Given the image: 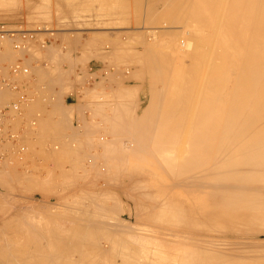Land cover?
Segmentation results:
<instances>
[{
  "label": "bare ground",
  "instance_id": "6f19581e",
  "mask_svg": "<svg viewBox=\"0 0 264 264\" xmlns=\"http://www.w3.org/2000/svg\"><path fill=\"white\" fill-rule=\"evenodd\" d=\"M137 1H139V3H142L141 1H144V0H137ZM162 1H164L163 3L164 6L161 7V5L159 4L161 8L160 9V8H157L160 0L159 1L158 0H147L146 3H148V6H147L148 8L147 9L144 8V9H146L147 11L146 12L147 18L150 17L151 18L150 20L153 22V25H154L152 26V22H149L151 24L150 26L152 27H148V26L147 27H148V30L150 29L149 32L151 33L153 37L152 38L153 42H155L154 40L158 39L159 37H164L167 40L168 38H170V40L166 41V43L169 42L168 43L169 45L167 44L168 46L167 45L166 46L168 48L170 47V49L172 48V53H171V50H170V53L173 54V57L170 54L163 56L161 52H160L161 54H159L158 51L156 52V50H154L155 48L153 47L151 49L150 46H155L156 42L150 45L152 41H149V40H145L144 42L145 43L144 46L147 49L150 48V50H147V49L145 50L146 52L147 51L149 52V53L147 52V55L142 54V55L136 56V60L130 57L131 55L133 56V53L130 56L126 55L125 57L128 58L127 56H129L131 59H133L132 61H138V64H139L140 62L143 63L144 61H146L148 55L150 54L152 58V63L151 62L150 63L151 65H153L152 66L153 68L151 67L152 70L155 69L157 70V72L159 70L162 71L161 74H159L160 72L156 73L159 75V76L157 75L158 77L155 74L156 72L155 70H154L155 72L151 71V72H154L153 74H155V79L153 80V83H155V85L154 84L153 85L155 88H157L156 85L161 84L160 86H163L162 90L164 88L163 90L164 92L163 91L161 92L160 91L161 89L158 90V88L157 89L153 88L154 89L153 91L152 89L148 88L149 91H151V95L147 97V99L148 98L149 99L146 103V106L144 107L143 110H141L140 114L135 115L131 113L128 114L127 112H134L136 107L132 108L131 106H134L135 102H140L143 100L142 98H140L139 100H137L138 98L135 99V97L138 96L141 92V85L139 84H128L127 83L128 85H121L122 82L120 83V79H119L121 76L118 78H115L113 74L115 78L114 80L119 79V82H118L119 84L116 82L118 87H115L114 85L115 89L112 88V79L105 78L103 79V81L102 80L97 81V79H96L97 82L95 81L96 84L98 85L100 84V86L102 85L101 87L99 86L101 90H99L98 87H96L95 83H94L95 87H93L92 85L91 87L89 85L91 89H87V91L84 90L86 91V94H92L96 98H100L98 95V91L104 94L103 91L106 90V88L104 87V84H106L108 87L107 88L108 92H110V90L112 92V89H113L114 90L113 92L118 91L117 93L115 92L116 95L117 94L123 95V97L120 96L122 98L124 97L127 99L131 98V99L126 100L125 104H123L124 101H122V104L124 106L122 104L120 105L114 104V101H113L114 105H110L111 109L104 108L106 110L108 109L111 110V111L110 110L108 111V112H111V114H108V116L105 115L107 117L103 115L105 119L101 116V114H100V116L102 117L101 119H99L100 117L95 118V115L92 116V119L88 117L91 120L90 124L88 125L87 123L88 118L87 120H85L83 119L84 117L83 116L82 124L84 126L80 124L82 125L81 127H83V130L86 128L89 134L91 132H93L94 134L90 139L89 137H86V140L84 141L81 140V141H83L84 143H87L89 139L91 143H93L101 151L100 152L98 150L99 152H97V155L95 152V155L99 156L101 154L102 157L104 158L102 160L101 159L102 157L101 158L94 157L93 162H91L92 155H90L91 158L90 160H88L89 164H87L88 163L87 159L89 157L87 155L88 157L85 162L88 166L86 167H91L93 164L97 163V161H100V164H101V160H102V164L99 166V164L97 163L98 167L95 164L97 169L95 168L93 170L95 172L98 171L99 175H96L98 173L96 174L93 173L92 177L94 175H96L97 178L101 177L105 180V182L107 181L106 182L107 184H110L111 186L109 185L106 189L104 188L105 190L100 189L99 190L100 194H97L99 191L97 193H94L93 191L83 190V189L78 191L79 189L77 188L78 190H77V194H75L76 196L74 195V199L69 197L72 200L69 199L68 204H70L69 202L73 200H78L76 202L77 203L79 202L80 204L81 201L84 200V198L85 199L87 198L89 199V201L91 199H92L91 201L94 200L93 204H95L94 205L95 207H94V212L92 213L90 212L92 209L88 211V208L90 207L87 205V203L89 204L88 200H87L88 202L86 201L87 203L85 202L86 203L85 205L84 203L83 204L81 203V205H84V209H82L83 208L82 206V208H79L80 209L79 211H76L77 210L76 208L78 205L75 207L76 204L74 205L72 204L73 207H75L76 212L73 211V208L71 210V208H69L66 205L65 208L68 207V209H70L71 211L70 212L68 209L64 208L66 211H68L66 213V215H68L67 217H69V215L71 214L69 218L71 217L73 218V219L71 218L72 221L70 220L71 221L70 223L65 222V221L59 223L61 219L64 220L63 215H61L62 216L61 217L59 213L57 214L58 218L56 217L57 220L55 219V217L54 219H52L53 217L49 218V216L50 215L53 216V214L49 213L50 214L49 215L47 211H46L48 215L47 219L43 218L42 220L40 219L35 220L34 217L31 218L28 215V213H30L26 211L28 210V208L24 207L25 209H23L22 206L21 208L23 211H21V208H20L21 212L19 210L18 212L16 208V212L18 213L13 211L15 215L13 214L11 216V214L8 213L10 216L8 217L6 216L7 218H4V221H2L3 219L1 218V221H0V262L4 260L2 261V263L4 264H7L9 261L11 262L14 261L15 263L13 262V264H86V262L89 264H100V262L104 263V261L106 264L108 263L109 264H164V262L166 264H264V241H259L257 239L259 237H254L253 239H250L249 237H245L246 235L244 236V234H247V235L253 234L254 236L260 233H264V0H162ZM73 2L74 1H72V3ZM144 2L143 4H146ZM143 4H142V7H143ZM3 5L4 3H0L1 8L3 7ZM6 5H9V4L6 3ZM45 6L47 7L46 4ZM137 6L135 7L136 9H137ZM40 8L42 9V7ZM140 9L142 10V8ZM138 12H141V11L139 10ZM154 15H155V18L157 16L160 17L163 15L165 16L167 15V17H170V19L172 20L170 22L166 21L165 23H162V24L159 22L160 24L157 25V23H154V20H156L157 22L159 21V18L158 19L153 18ZM145 18H146V15H145ZM145 18H142L141 20ZM162 19H160L161 22H162ZM122 20H121V23H124L122 22ZM113 21L115 20L113 19ZM139 21L137 24H139ZM87 22L89 23V21ZM115 22L117 23V21ZM115 22H113V25L116 26V24H114ZM147 22L148 21H146V24H149ZM107 23L111 24L110 27L113 26L112 23H110L109 21ZM121 23L120 21L117 23L119 25L116 27V29H121V30L126 29L127 31H129L127 28L128 27L127 23H125L127 27L123 24L121 25ZM102 24H106V23L102 22ZM155 24L157 26H155ZM70 29H72V27ZM26 30L28 29H25V32ZM121 30H120L121 34L119 33L120 35H122V32L125 31V30H122V31ZM132 31L130 29L129 32L135 33ZM2 32L16 33V30L9 31L8 29L7 31L5 29L3 31L2 26H0V36L5 35L3 39H6V41L8 38H11L7 41V43L9 45H12V48H11L7 43H5L6 41L3 42L2 47H0V54H2L3 58L4 57L6 58V56L8 57V55L13 54L12 57L15 59L13 60L11 56H9L11 59L6 58V59H10L8 60L9 63L10 62L12 63L7 67V72H5L6 70L0 71L2 75L4 74V72L6 73L4 76L0 75V95H2L3 93V95L0 96V185L3 186L4 184L2 183L5 182L6 185L4 187H6L7 185L10 186L9 182L11 181L10 179L12 177L7 179V177L9 176H4V175L10 174L11 176V172L13 171L12 173H14V170L12 169L13 167L11 168V166L13 165L15 166V163L16 162L18 163L19 162L18 160H20V158L21 159L26 158L24 156L23 157L21 156L20 158L17 157L16 159L14 158V156L16 155L20 156L23 153L26 156L30 155L31 149L33 148L35 149V150L34 149L32 150L34 153L33 156H35L36 149H39L37 147L39 145H35V144H37L38 140L40 138L42 139L45 136V134L46 136L43 138V141H45L44 143L46 144L47 149L53 146L54 149L56 150L57 148L56 145L59 143L55 141L56 138L54 137H53V141H55L54 143H57V144H53L51 140L49 141L50 143L47 142L49 138L52 139V137H49L48 135L49 134L51 135V133H55L56 137L61 136L60 139H63L62 133H65V134L69 133L68 130H67L68 131L67 133L64 131H65V128L68 129V124L70 123V116L72 115L73 110L74 109L76 110L77 108V110L80 111L81 110L80 107L83 105V103H81V106L79 104H77L76 106V105H73L72 103L66 104L65 102H62L61 99L63 98H61V96H65L64 94L67 93V89L72 86V83H70L71 81L64 76L63 71L60 68H58L63 74L61 72L55 73L56 69L54 66V69H55L54 73L56 75H54L53 78L49 73L47 75V77L51 78L50 80H54L52 81V84L53 85L56 84V86H58V89L57 87L55 89V85L54 87H52L51 83H48L49 79L47 80L45 78L46 76L44 77V75H46V72L48 70H45L46 67L45 69H42L41 64H40L41 67L39 66L38 69L44 75L41 74L39 70L38 72H35L37 68L34 67V74H35V77H34V75L32 74V71H33L32 67L36 66V63L34 65L32 64L33 62L31 63L30 61H33V59L36 58V57H33V55L36 52V50L34 49L35 47L31 46L26 50L23 47V42L21 38H15L12 35V37L15 38L12 40V37H8V36L6 37L7 34L3 33L2 35ZM112 32H116L117 34L114 33L116 36L119 35L117 30L116 31L112 30ZM129 32L125 33V35L127 34L129 35ZM78 33L79 32L77 31V34ZM104 33H106L107 35V32H104ZM104 33L101 32V35ZM11 34L12 33H10L9 35ZM97 34L95 33L94 36ZM66 35L67 34H65V36ZM81 35L79 33L80 37ZM101 35L99 33V35L95 37L97 38L104 37L103 35L102 36ZM134 35H130V36H134ZM83 36L84 35H82V37ZM95 37H93V34L91 38L87 36L86 37V39H88L87 42L89 41V39H93V38L95 39ZM0 38L2 39V37ZM114 38H112V40L109 39V41H113ZM127 38L131 40L130 37H127ZM118 39L120 40V37ZM70 40L71 41L68 40L69 41L68 44L72 42V38ZM0 41L2 42V40ZM94 41H96V39ZM124 41L126 40L124 39ZM9 42L12 44H10ZM87 42L85 43L87 44ZM127 42L128 41L125 42L126 43L125 45H127ZM78 43L79 41H77V44ZM132 43H129V44H132ZM144 43L142 42V44ZM115 44H117V42ZM142 44H141V47L143 46ZM157 44L162 45L161 42H158ZM99 45L100 44H98V46ZM110 45H113V43ZM84 46H87V45H84ZM8 47H10V50L12 52L14 51V53L12 54L11 52L9 53ZM115 47L113 46V48ZM122 47L124 48V46H121L120 48L118 47L119 49L117 50L122 49ZM82 48H83L82 55L79 56V58H81L80 63H83L82 61L84 59H87V57H89L91 54L93 55V53H91L89 56H87L86 53L88 52L86 50L88 48L86 50H85V47H82ZM168 48H166V50ZM51 49H53L52 46H51ZM78 49H80V47ZM133 49L135 50V48ZM133 49L131 51L134 52ZM156 49H157V46H156ZM23 50L26 51L24 54H23L24 52ZM98 50L100 49L98 48ZM113 50L111 47L110 49H108V51L107 50L106 51L107 53L108 52L110 53L111 51L113 52ZM158 50H161V49L158 48ZM57 51L59 50H56V53ZM88 51L90 52V50ZM95 51L96 50L94 49V52ZM102 51L100 50L101 53L99 52L100 53L99 55L102 57L106 56V51L104 54H102L103 53ZM96 52L97 54L94 53V55H97L96 58L100 57L98 56V51ZM20 53H22L23 56L26 54V57L27 55L31 54L30 55L31 58L29 59V56H28L27 58L21 59L22 57L19 56ZM51 53H53L52 50H51ZM136 53H137V50H136ZM45 54L48 55L49 57V53H45ZM64 55L65 54H63L62 57H64ZM123 55L121 54V56ZM111 56L112 54L110 55V58H113ZM102 57L101 59H104ZM115 58H116V55H115ZM4 59L3 60L0 59L1 60L0 62L3 63ZM25 59L26 60L28 59V61L25 62L26 61ZM56 59L61 60V58H55V62H56ZM149 59L150 58L148 57V61ZM68 60H71V59H68ZM118 60L121 61L120 58ZM126 60L127 59H125V62ZM8 61L6 60V62L4 63L7 64ZM22 61L25 62L26 65L28 63L27 65L28 67L24 65ZM30 63L32 64V66L30 65ZM139 66L137 68H140L141 66L142 68L145 67L143 66V64L140 67ZM29 67L31 71L28 69ZM116 67L117 66H115L114 68ZM1 68L5 69V65L4 67H1ZM108 68L110 67H107V69ZM116 69H114V71ZM122 69H125V68H122ZM147 69L149 68L146 66V70ZM42 70H45L46 72L44 73L42 72ZM132 70H135V68ZM93 72L95 73L96 71H93ZM102 72L104 73L105 71H102ZM120 72H126V71L121 70ZM38 73H40V75L43 76V80L46 79V81H43V83L46 82L45 84H41L38 86L37 83H41L40 78L42 79V77L39 76ZM88 73L91 75L92 72L91 73L88 72ZM68 74H69V71H68ZM82 74H83V71H82ZM149 74L150 73L148 72L147 75ZM36 75H37V80L39 77V82H36L35 80ZM93 75L94 74L92 73L91 77H93ZM131 75L133 76V78H135V80L140 79V76H138L139 75L138 73L137 74L134 73ZM151 75H149V78L151 77ZM79 76L81 77V74ZM79 76H78V81L82 85L83 82H81L82 79H80L81 81L79 80ZM82 76L85 77L86 76L85 73ZM95 76L98 77L97 75ZM123 80H124V77H123ZM149 82L151 81L149 80ZM116 83L114 82V84ZM151 85H152V82H151ZM166 87H169V89L168 88L166 89ZM96 88H97V91H96ZM5 90L7 91V93ZM8 90L13 91V93L15 92L17 93V94L16 93L13 94L12 92L11 93L9 92L10 94H13V95L22 94L21 96H23L24 98L13 101V103L11 104L8 103L10 105H7V102L8 101L10 102V100L6 102L4 100V97L6 95H7L6 97L10 95L8 93ZM51 90L54 92H52ZM2 91H5V93ZM20 92H23V93H20ZM25 92L27 93L30 92L31 96H34V95L36 96L37 94L35 93L38 92V96L40 98H37V96L36 98L34 97L36 101L37 99L41 100V96H42L41 101L43 102L42 104L44 106L42 105V109H41L40 106L38 105L39 109H41V112L40 110L38 112H33L35 108L34 110H32L33 109L32 105H30L31 107V110H30L28 105L32 103L31 99L33 97L30 96V93L28 94L29 96H27L26 94L27 97H25L24 96ZM55 92L56 94L59 93L58 99L56 98L58 97V94L53 95ZM41 93L43 94L41 95ZM49 93H53L52 95L55 98L51 100H55L56 102L54 101L52 102L50 100L49 96L51 97L52 95L51 94L49 95ZM115 93H113V96H111L112 94L110 93L111 94L110 96L113 99L118 97V95L117 97L114 96ZM46 96L48 97L50 102L46 101L48 100ZM132 98H134L135 100H133ZM2 99L6 102V104ZM40 100L39 102H41ZM45 102H48L47 103L48 105L50 103V106L53 105L51 103L55 104L54 107H52L53 110H55V113L53 110L52 112L54 114L57 113L56 115L60 116L59 118L60 120L59 119L56 120L55 118L57 116L54 117L53 116L54 114L52 112H51L52 114L48 112L52 116L42 112L43 109L45 108ZM115 102L117 103L118 101H115ZM88 103L89 102H87V104ZM105 103L107 105L108 102H105ZM99 104L100 103H96V111L98 112L100 111ZM50 106H49V110L47 109L48 107L46 108L48 111H51L52 109V108L50 109ZM108 106L104 105V107H108ZM82 108L85 109V107H82ZM89 108H92L94 111L93 106L88 107L87 109ZM77 113H76V116H77ZM79 117L81 118V116ZM79 117H76V118L78 119ZM50 118L51 119L54 118V120L56 121L54 122L52 120L53 121L52 123L51 120H48ZM80 118H79V122H80ZM98 119L103 121L102 123H104V126L101 124L99 125V127L95 128L96 126L94 125V123H98V121L93 122V120H98ZM47 120L50 121L52 124L51 123L48 124ZM84 120L87 123V125L83 123ZM101 121L99 122L101 123ZM78 123L76 122L75 124L78 125ZM91 124L92 126L94 125L95 127L92 128L93 130L90 129L91 131L89 132L88 128L92 127L90 126ZM107 125L109 126V128ZM71 126L72 125L69 126L70 131L72 129L70 128ZM78 127L76 126L75 128L72 129V131H74V129ZM81 127L79 129H81ZM100 127L105 128V130L104 131L97 130ZM78 132H73V133H75L76 135ZM94 132L95 133L98 132V133L95 134ZM121 133L129 135L127 138L130 137L133 142H129V139H130L129 138L128 139L129 144L128 143L125 144V142H123L125 137L123 138V136L119 135ZM80 134L78 133L79 136ZM73 135L74 134H72V136ZM78 135L74 136V138L69 139L67 137L66 139L68 141L71 140L72 142L73 141L72 139H75ZM66 139L61 141V143L63 144L61 145V147L60 145L58 146L60 147L58 148L59 150L61 148H64L62 146H65L66 149H68L67 147L69 146V144L70 146H72L73 143L69 142L67 144ZM81 139H83V137ZM182 139L186 140L185 141L186 143H184V141L180 142V140ZM44 143L43 144L40 143V144L45 145ZM51 143H52V146L50 145ZM181 143L184 146L186 144V146L184 148L183 146H180L178 148V144H181ZM77 144H80V143H78L77 141ZM88 144H86V146ZM42 145L40 146L42 147ZM83 146L84 144L82 146L78 145V147L76 145V147L78 148L77 149L78 151L76 150L72 151L73 148L70 147L71 148L70 152L75 153L76 151L80 153L82 151L79 150V147H82L83 149ZM86 146H85V149H86ZM171 146L172 148L174 146L177 148V150L175 149L176 152H178V149L182 147L183 149L182 148L181 149L182 151L184 150L183 151L184 153L181 150L180 151L183 153V155L179 156L178 153H176L178 155L177 156L176 154H173L174 150L170 148ZM53 147L51 148V152H55ZM28 149H30V152H29L30 154L29 153L27 154L26 152V151H29ZM66 149L65 150L63 149L65 153L68 152ZM85 149H83V152L86 151ZM89 149L87 150L88 154L89 152L91 153ZM39 150H37L38 153L40 152ZM171 150L173 153L171 152ZM44 151L45 150H43V152ZM64 151H62V153ZM10 152H12L15 155L10 154ZM44 153L46 156L47 153L46 152ZM49 153L47 154L48 155L47 157L51 155V154L49 155ZM62 153H61V156L60 155L59 156L63 159ZM79 153H76L75 155L77 156ZM82 153L80 154L82 155ZM70 154L71 153H69V155ZM10 155H13V157ZM66 155H64V157ZM71 155H74V154H71ZM8 156H10L12 159L14 158L13 160H16V162L13 161L14 162L13 165L9 164L11 165L10 168L12 171L7 167L8 164L7 166L5 165L6 164L5 159L7 160L10 158V157L8 158ZM55 157L57 156L55 155ZM55 157H51V159L52 158L54 159ZM83 157L86 158L85 155ZM131 157H133L135 161L132 164H128L127 158L130 159ZM44 158L46 159V157ZM72 158L73 157H69L70 161L68 159L67 160L64 159V160L66 162L67 161L71 162L73 159H75V157L73 159ZM76 158H79V157H76ZM95 158L98 160L95 161L94 160ZM31 159L33 160V158L31 157L29 162H31ZM41 159H40L41 161H38L39 163L40 162L42 163L43 158ZM57 160L58 159H56L55 167L57 164ZM77 162H75L74 160L73 167L75 168L73 170L70 169L71 171H75L76 169L78 170L77 167L79 166L80 168L82 167V165H78L79 163L77 164ZM32 163L33 162H31L30 165H32ZM43 163L46 164L45 160ZM75 163L77 165H75ZM2 164H4V166L7 167V171L10 170L9 173H7V171L4 170L5 168L2 169L3 168ZM86 164H84V166ZM63 165L62 163L61 164L59 163L57 165L56 169L58 172L56 175H58V177H60L61 179L62 177L66 176L67 179L65 180H67L68 182V180H70L69 178H70L71 173L69 174L70 170H68L69 171L68 172L66 167L63 168L64 167ZM86 167L85 169L87 170ZM33 168L35 167L33 166ZM33 168L31 167V170ZM44 168H45V165H44ZM52 168L54 169V165H52V167L49 169H52ZM53 169L50 170V173L51 171H53ZM16 170L18 171L17 168L15 169V171ZM83 170L84 168L82 167V171ZM27 171L26 172L24 171V172L30 175L31 174L29 172L30 170L28 171L29 173ZM87 171L84 172L85 176L92 174L91 173L92 171H90L91 174L88 171L86 175ZM80 172H81V169H80ZM80 172L79 173L76 172L79 175V177L81 173H83V172L81 173ZM50 173H49V170H48V173L46 172L47 177L45 176V173H44L45 180H44V176H42L41 178H43L42 179L43 181H41V180H36L37 178L40 179L39 177H36L38 176V174H34L36 176L32 175L34 178L29 179V177L23 174V171H22L23 176L27 177L25 186L27 188L29 187V190L31 191H38L43 194L53 195L56 192V190H49L51 188L50 187L51 185L49 186L50 187L49 189L47 188L49 185V183L47 184V181L50 182L52 186L56 183V182L55 183L51 182L50 179L54 175ZM84 173L81 176V178L83 177L81 180L84 179ZM40 174L41 172L39 173V176ZM67 174H69V178ZM12 175L14 176V174ZM50 175H51V178H50ZM73 175L75 174L73 173L72 176ZM16 176H19V174L18 175L15 174L14 177ZM96 176L93 178L96 179ZM14 177L12 181L16 179ZM58 177L56 178V180L60 179ZM4 178L10 181L8 182ZM123 178H127L128 181L130 182V185L128 184L129 185L128 187L126 184H124ZM148 178L150 181L149 183L150 185H147L149 181H146V180ZM61 179L60 181L58 180L60 184L62 183ZM73 179L77 180L75 179V176L72 178V180ZM74 180L72 182L69 181L70 183H73V184H70V186L71 185L73 186L74 183L76 182L80 183L79 181L75 182ZM91 180L92 179H90V182ZM93 180H92V183L95 184V186L98 184H101V186L103 187L105 185L104 183L96 184L93 182ZM96 180L98 181V179ZM96 180L94 181L96 182ZM166 180H170V184L166 183ZM12 181H11V185H12ZM88 181H85V182L87 183ZM21 182L22 181H20L21 185L25 184ZM13 183L15 182L13 181ZM63 184L65 185L66 181ZM63 184H61L63 187H65L63 189L67 190L68 189V187L66 188L67 184L65 186ZM93 184H90L89 186L92 187ZM8 186L6 188H10ZM15 187H18V186L16 185L14 186V188ZM54 187L55 185L52 188L54 189ZM126 187H127V190L129 191L131 190L130 193L133 194V195L131 194V196L130 195L128 196V194L126 195V199L130 200L132 204H129L126 202L121 203L120 201L121 199L119 200L120 197L118 196L117 192L123 191L125 195ZM14 188H11L10 191H13V190L15 191L16 188L15 189ZM61 188L62 187L60 186V189ZM110 188H112V190ZM22 189H25V188L22 187ZM57 192H59V190H57ZM4 193L3 195H1L2 198H0L1 199L0 202L2 201V204H3V200H2L3 196L8 195L7 197L12 198L13 196L18 195L13 192L9 194L8 193L4 194ZM67 196H70V194ZM71 196L73 197V195ZM99 197L106 198V199L108 198L111 201H107L106 199L105 200L103 199L104 200L103 201ZM169 197L173 198L174 200H170ZM4 198H6V196ZM98 198L102 202H99V201L97 202L96 200ZM12 199H8L9 204L10 203L14 204V202H10V201L15 200L16 202L18 200V199L17 200L16 199L12 200ZM145 199H147V201ZM6 201H7V198H6ZM6 201L3 204L4 206L7 204L5 208L9 206V204L6 203ZM91 201L90 203H92ZM65 203L67 204V202ZM2 204L0 203V213L1 214L6 213V211H4L5 209L3 208L4 206H2ZM60 204H61V201H60ZM120 205H123V208L125 207L124 213L128 214L126 218H123L124 216H122L123 209L120 208ZM55 206H56V203H55ZM85 206L86 208L87 207L88 208L86 209ZM132 206L134 207L133 209L135 210L137 208V210L135 212L132 211V213L134 212L133 213L134 215H137V214L141 215L142 220L144 219L146 224H142L141 222L139 223L140 221L139 219L132 221L131 219L128 218L129 214L131 213ZM146 206H149V207H146ZM33 207L35 208V206ZM78 207H81V206H78ZM57 208H59L60 210V207H58V205H57ZM147 208H149V210H147ZM150 208L152 209L150 210ZM8 209L10 210V207H8ZM45 209L47 210V208ZM62 209L63 208H61V211L58 210L60 214L65 212L64 209H63L64 212H62L63 211ZM48 211H50V209ZM57 212H55L54 215H56ZM37 213L39 212H36V214ZM42 214L43 213H41V215ZM59 217H61L60 220H58ZM109 217H112L110 218L111 221ZM80 219L83 222H80ZM163 224H168L170 228H165ZM141 225L144 228L140 227ZM161 226H163L165 230L167 229L170 230L169 232H166L163 234L164 235L163 239L159 237V231L161 230L160 228ZM152 227H155L156 230L153 231ZM10 230L11 231L14 230L15 231L14 233L16 234L13 235V231L9 232ZM63 230H68L67 233H69V231H73V233L65 234L64 232H62ZM45 231H47V234L44 233ZM9 235H13V236H9ZM13 237L14 239H12ZM101 237H106L109 242H107V244L105 245L103 243H100L99 239ZM134 239L138 241L137 244L140 243L138 244L140 246L134 244L136 243V241L134 242ZM132 241L134 243H132ZM164 241H166L172 247H169V245L168 246L165 245L167 243ZM29 243L32 244V247H33L32 249L26 248V245H28ZM104 243H106V241H104ZM162 243H165V244H162ZM22 244L25 245L24 249H18V248H22L20 247V245ZM12 248H14V252L13 250H11ZM184 248H188V249H184ZM246 250H248L249 252H247ZM6 257H8L9 260L7 259V262L5 263ZM106 261H108V263Z\"/></svg>",
  "mask_w": 264,
  "mask_h": 264
},
{
  "label": "rangeland",
  "instance_id": "374dc122",
  "mask_svg": "<svg viewBox=\"0 0 264 264\" xmlns=\"http://www.w3.org/2000/svg\"><path fill=\"white\" fill-rule=\"evenodd\" d=\"M14 1V2H13ZM72 1H74L73 3H72ZM104 1V2H103ZM107 1V2H106ZM137 0H47V1H45V0H0V3H4V5H3V7L1 8L0 7V9H2V10H0V26H2V30L4 31L5 29L8 31V29H9V31H15L16 30V33H14V32H2V35H3V33H5V34H7L6 35V37L8 36V37H12V35L15 37V38H21V40H22V42H23V47L27 50L29 47H31V46H33V47H35L34 49L36 50V52H35V54L33 55V57H36V58H34L35 59V61H34V59H33V61H30L32 64H34L35 65V63H36V66H33L32 67V69H33V71H32V74L34 75V77H35V74H34V67H36L37 68V70L35 71V72H38V68H39V66L41 67V65H42V69H45V67H46V69L45 70H48L47 72L45 71V70H42V72H46V75H44L43 73H41L40 72V70H39V72L41 73V74H43L44 75V77L49 81H47L48 83H51V86L52 87H54V85H55V87H56V84H52V81H54V80H50L51 78H49V77H47V75H48V73L52 76V78H53V76L54 75H56L55 73H57V72H61L58 68H60L62 71H63V73H64V76L67 78V79H69L71 82L70 83H72V85H73V83L74 84H78L79 83V85H81V83L78 81V76L81 74V77L79 76V80L80 79H82V81L81 82H83V83H85V80H88V81H93L94 82V80H102L103 81V79H105V78H110V79H112V88H114L115 89V87H118V85H117V83L119 82V79H120V83L122 82V84L121 85H128V84H139V85H141V92H140V94L138 95V96H136L135 97V99H137V100H139L140 98H142L143 100L142 101H140V102H135V105L134 106H131L132 108H135L136 107V109L134 110V112H127L128 114L129 113H131V114H135V115H138V114H140V112H141V110H143L144 109V107L146 106V103H147V101H148V99H147V97L149 96V95H151V91H149V89L148 88H150V89H152V91L154 90V89H157L158 88V90L159 89H161L160 91L162 92L163 90H164V88H163V90H162V87L163 86H160L159 84H157L156 85V87L157 88H155L154 87V85H155V83H153V80L155 79V74L156 73H158V72H160L159 74H161L162 73V71L161 70H159L158 72H157V70H155V69H153L152 70V66L153 65H151V63H152V58H151V55L149 56L148 55V57L150 58L149 59V61H148V57H147V60L146 61H144L143 63L142 62H140L139 64H138V61H132L133 59L134 60H136V56H139V55H144V54H146L147 55V52L145 51L147 48L144 46L145 45V40H149V41H152V43H150V45H152V44H154L155 42H156V45L155 46H150L151 47V49H152V47L153 48H155L154 50H156V52L158 51V53L159 54H161L162 53V55L163 56H166L167 54L169 55H171L172 57H173V54H171L172 53V48L170 49V47L168 48L167 46L169 45L168 43L169 42H167L166 43V41H168V40H170V38H168V40L167 39H165L164 37H159L158 39H160V40H158V39H156V40H154L155 42H153V37H152V35H151V33L149 32V30H148V27H152V26H154L153 25V22L150 20L151 18L150 17H148L147 18V11H146V9L148 8L147 6H148V3H146L147 2V0H144V1H141L142 3H139V1H137ZM159 1V0H158ZM9 2V3H8ZM10 2H12V3H10ZM29 2V3H28ZM31 2V3H30ZM37 4H36V3ZM118 2V3H117ZM120 2H122V3H120ZM143 2L144 3H146V4H143ZM6 3L7 4H9V5H6ZM18 3H19V5H18ZM41 3V4H40ZM44 3V4H43ZM65 3V4H64ZM72 3V4H71ZM107 3V4H106ZM127 3V4H126ZM158 3V2H157ZM163 3H164V1H162V0H160V2L158 3V7L157 8H160V5H161V7L162 6H164L163 5ZM24 4V5H23ZM33 4V5H32ZM45 4L47 5V7L45 6ZM64 4V5H63ZM71 4V5H70ZM99 4V5H98ZM120 4V5H119ZM129 4V5H128ZM139 6V4H140V8H142V10L137 6V5ZM142 4H143V7H142ZM160 4V5H159ZM49 5V6H48ZM62 5V6H61ZM68 5V6H67ZM119 5V6H118ZM125 5V6H124ZM135 5V6H134ZM2 6V5H1ZM44 6V7H43ZM78 6V7H77ZM84 6V7H83ZM102 6H103V8H102ZM123 6V7H122ZM128 6V7H127ZM137 6V9L135 8ZM145 6V7H144ZM35 7V8H34ZM40 7H42V9L40 8ZM115 10H114V9ZM144 8H146V9H144ZM47 9V10H46ZM97 9V10H96ZM111 9V10H110ZM161 9V8H160ZM35 10V11H34ZM66 10V11H65ZM103 10V11H102ZM120 10V11H119ZM136 10V11H135ZM141 11V12H138V11ZM144 10V11H143ZM156 10H158V9H156ZM69 11H70V13H69ZM72 11V12H71ZM76 11V12H75ZM58 12V13H57ZM107 13V14H106ZM127 13V14H126ZM137 13V14H136ZM141 13H143V14H141ZM146 13V14H145ZM47 14H48V16H47ZM53 14V15H52ZM73 14V15H72ZM157 14V13H156ZM155 14V15H156ZM145 15H146V18H145ZM155 15L153 16V18H155ZM158 15V14H157ZM134 16V17H133ZM138 16V17H137ZM141 17V18H140ZM59 18H60V20H59ZM77 18H78V20H77ZM108 18V19H107ZM126 18V19H125ZM136 18V19H135ZM139 18V19H138ZM142 18H145V19H143V20H141ZM153 18H152V20H153ZM159 18V21H157L156 22V20H154V23H157V25H159L160 23L162 24V23H165L166 21H168V22H170L172 19H170V17H167V15L165 16V15H163V16H160V17H156L155 19H158ZM163 18V19H162ZM106 19V20H105ZM110 19H111V21H110ZM113 19L115 20V21H117V23L120 21V23H121V20H122V22H124V23H121V25L123 24V25H125L126 27H127V25H128V30L130 31V29H131V31H132V29H133V31L132 32H135V33H131V32H129V31H127L126 29H122V30H125L124 32H122V35H120L121 34V32H120V30L121 29H116V27L119 25V24H117L115 21H113ZM125 19V20H124ZM129 21H128V20ZM138 19V20H137ZM150 21H149V20ZM160 19H162V22H161V20ZM170 19V20H169ZM103 20H105V21H103ZM127 20V21H126ZM140 20V21H139ZM87 21H89V23L87 22ZM110 22V23H112V25H113V22H115L114 24H116V26L115 25H113L112 27H110V25L111 24H109V23H107V22ZM138 21H139V24H137L138 23ZM142 21V22H141ZM146 21H148L147 23H149V22H152V26H150L151 24L149 23V24H146ZM72 22H74V23H72ZM78 22H80L81 23V25H80V23H78ZM82 22H84V23H82ZM93 22H94V24H93ZM102 22L104 23H106V24H102ZM130 22V23H129ZM134 22H136V23H134ZM160 22V23H159ZM5 23V24H4ZM65 23H66V25H65ZM88 23V24H87ZM125 23H127V25L125 24ZM140 23H141V25H140ZM33 24V25H32ZM68 24V25H67ZM102 24V25H101ZM107 24H109V25H107ZM132 24V25H131ZM136 24V25H135ZM120 25V26H121ZM138 25V26H137ZM156 24H155V26H157ZM100 26V27H99ZM102 26V27H101ZM107 26V27H106ZM124 26V27H125ZM134 27V28H132V27ZM141 26V27H140ZM148 26V27H147ZM72 27V29H70ZM98 27V28H97ZM108 27H110V28H108ZM125 27V28H126ZM136 27H138V28H136ZM146 27V28H145ZM40 28V29H39ZM45 28V29H44ZM91 28V29H90ZM108 30H107V29ZM137 30H136V29ZM19 29V30H18ZM24 31H23V30ZM25 29H28V30H26V32H25ZM35 29V30H34ZM110 29V30H109ZM30 30V31H29ZM32 30V31H31ZM34 30V31H33ZM94 30V31H93ZM97 30V31H96ZM112 30L113 31H116L117 30V32H118V36H116L114 33H116V32H112ZM121 30V31H122ZM136 30V31H135ZM145 30V31H144ZM148 30V31H147ZM76 31V32H75ZM77 31L80 33V35H81V33H82V35H84L83 37L85 38H83L82 37V35H81V37L79 36V33L77 34ZM91 31H93V32H91ZM107 32V35H106V33H104V32ZM127 31V32H126ZM140 31V32H139ZM59 32V33H58ZM63 34H62V33ZM97 32H98V34H97ZM101 32L102 33H104V34H102L104 37L106 36H108L107 38L105 37V39H104V37H101L102 35H101ZM129 32V35L127 34V35H125V33H128ZM10 33H12L11 35H9ZM18 33H20V34H18ZM49 33V34H48ZM97 34V35H99V33H100V37L101 38H97V37H95V36H97V35H95L94 36V34ZM109 33H111V34H109ZM114 35H113V34ZM65 34H67L66 36H65ZM77 34V35H76ZM92 34H93V37H95V39H96V41H94L93 39H89V41L87 42V40L88 39H86V37L88 36L89 38H91L92 37ZM111 36H109V35ZM117 34V33H116ZM135 34V35H134ZM138 34V35H137ZM63 35V36H62ZM130 35H134V36H130ZM142 35H143V37H142ZM5 36V35H4ZM4 36H0V37H2V39L0 38V40H2V42L0 41V47H2V43L3 42H5L6 41V39H3L4 38ZM17 36V37H16ZM68 36H69V38H68ZM77 36H79V37H77ZM122 36V37H121ZM150 36H151V38H150ZM5 37V38H6ZM14 37H12V40L13 39H15ZM64 37V38H63ZM110 37V38H109ZM115 37V38H114ZM116 37H117V39H116ZM120 37V40L118 39ZM125 37V38H124ZM127 37H130V39L131 40H129ZM133 37V38H132ZM166 37V36H165ZM68 38V39H67ZM72 38V42L71 43H69L68 44V42L69 41H71L70 39ZM75 38V39H74ZM76 38H78V39H76ZM112 38H114L113 39V41H109V39L110 40H112ZM146 38V39H145ZM163 40H162V39ZM167 38V37H166ZM9 39H11V38H8L7 39V41L9 40ZM63 39H65V40H63ZM116 39V40H115ZM124 41V39L126 40V41H128L127 42V45H125L126 43V41H122V40ZM132 39H134V40H132ZM142 39H143V41H142ZM152 39V40H151ZM4 40V41H3ZM11 40V41H12ZM69 40V41H68ZM79 41V43L77 44V41ZM7 41L5 42V43H7ZM65 41V42H64ZM66 41H67V43H66ZM76 41V42H75ZM87 42V44L85 43V42ZM121 42V44H120V42ZM129 41H131V42H129ZM139 41V42H138ZM144 43V44H142V42ZM165 42V44H164V42ZM94 42H96V43H94ZM100 42H102V43H100ZM104 42V43H103ZM117 42V44H115ZM133 42V43H132ZM158 42H161L162 43V45L161 44H157ZM10 43V42H9ZM43 43V44H42ZM50 43V44H49ZM63 43V44H62ZM81 43V44H80ZM93 43V44H92ZM108 43V44H107ZM113 43V45H110V44H112ZM119 43V44H118ZM129 43H132L133 45H135V46H133L132 44H129ZM143 45L142 47H141V44ZM8 44V43H7ZM10 44H12V43H10ZM55 44V45H54ZM93 45V46H91V45ZM94 44H95V46H96V48H95V46H94ZM98 44H100L99 46H98ZM115 44V45H114ZM123 44V45H122ZM168 44V45H167ZM9 45V44H8ZM76 45V46H75ZM82 45V46H81ZM84 45H87V46H84ZM117 45V46H116ZM124 46V48L122 47V49H120V50H117V49H119L121 46ZM167 45V46H166ZM11 48H12V45H9ZM48 46V47H47ZM51 46L53 47V49H51ZM103 46V47H102ZM113 46L116 48H113ZM129 46H131V47H129ZM156 46H157V49H156ZM159 46V47H158ZM163 46V47H162ZM166 46V47H165ZM10 47H8L9 48V53L11 52V54L12 53H14V51L12 52L11 50H10ZM57 47H59V48H57ZM61 47V48H60ZM80 47V49H78ZM82 47H85V50L88 52V53H86L87 54V56H89L91 53H93V55L91 54L89 57H87V59H84L82 62L83 63H80L81 62V58H79V56H81L82 55ZM101 47H102V49H101ZM112 47V50H113V52L111 53L112 54V56L111 57H113V58H110V53L108 52L107 53V51H108V49H110ZM119 47V48H118ZM129 47V48H128ZM47 48V49H46ZM56 48V49H55ZM98 48L102 51V50H104V51H102L103 53L102 54H104L105 53V51H106V56H104V57H102V56H100L99 54L101 53L100 52V50H98ZM126 48V49H125ZM128 48V49H127ZM131 48V49H130ZM133 48H135V50L133 49ZM145 48V49H144ZM158 48L159 49H161V50H158ZM164 48V49H163ZM166 48H168L167 50H166ZM94 49L96 50V51H98V56H100V57H98V58H96L97 57V55H94V53H96L97 54V52L95 51L94 52ZM124 49V50H123ZM134 50V52L133 51H131V50ZM143 49V50H142ZM51 50H52V52L53 53H51ZM56 50H59V51H57V53H56ZM80 50V51H79ZM88 50H90V52L88 51ZM116 50V51H115ZM129 50V51H128ZM136 50H137V53L138 52H140V51H142V52H140V53H138V55H137V53H136ZM140 50V51H139ZM147 50H150V48L149 49H147ZM153 50V51H154ZM170 50H171V53H170ZM24 51V50H23ZM62 51V52H61ZM65 51V52H64ZM118 51V52H117ZM125 51V52H124ZM131 51V52H130ZM163 51V52H162ZM168 51H169V53H168ZM26 51H24L23 52V54L25 53ZM66 53L65 55H64V57H62L63 55H62V53ZM100 52V53H99ZM120 52H122V53H120ZM126 52H127V54H126ZM130 52V53H129ZM155 52V51H154ZM161 52V53H160ZM165 52H167V53H165ZM45 53H49V57H48V55H47V57L45 58L44 56H43V54H45ZM68 53V54H67ZM113 53H114V55H113ZM133 53V56L131 55ZM149 53V52H148ZM157 53V54H158ZM121 54L123 55V56H121ZM1 55V57H0V59H4L3 57H2V54H0ZM15 55H17V54H15ZM31 55V54H30ZM30 55H27V57L29 56V59L31 58L30 57ZM52 55V56H51ZM53 55H55V56H53ZM115 55H116V58H115ZM126 55H131L130 57H132L133 59H131L129 56H127L128 58H126L125 56ZM9 56H13V54L12 55H8V57L6 56V58H10ZM19 56L20 57H22L21 59H23V58H27L26 57V54L23 56L22 55V53H20L19 54ZM69 56V57H68ZM15 57V56H14ZM17 57V56H16ZM20 57H18V58H20ZM61 58V60L60 59H56V62H55V58ZM101 57L102 58H104V59H106V60H104V59H101ZM5 58V59H6ZM13 58V57H12ZM63 58V59H62ZM77 58V59H76ZM100 58V59H99ZM109 58H110V60H109ZM121 59V61L120 60H118V59ZM123 58V59H122ZM4 59V62H6V60L8 61V60H10V59H6L5 60ZM31 59V60H32ZM51 59V60H50ZM68 59H71V60H68ZM76 59V60H75ZM115 59H116V61H115ZM125 59H127L126 60V62H125ZM129 59V60H128ZM13 60H15L14 58H13ZM13 60H11V61H13ZM26 60V59H25ZM25 60H23V61H25ZM79 60V61H78ZM1 61V60H0ZM22 61V63H24V65H26V63L25 62H27L28 61V59L25 61V62H23ZM47 61V62H46ZM60 61V62H59ZM65 61V62H64ZM72 61V62H71ZM119 61V62H118ZM131 61V62H130ZM2 63V62H0V65H1V67H4V65H5V69H2L1 67V69H0V71L2 70H6L5 72H7V67L12 63V62H10L9 63V61L7 62V64L6 63ZM59 62V63H58ZM71 62V63H70ZM112 62V63H111ZM114 62V63H113ZM130 62V63H129ZM135 62V63H134ZM147 62V63H146ZM151 62V63H150ZM14 63V62H13ZM30 63V65L32 66V64ZM38 63H39V65H38ZM67 63V64H66ZM105 63V64H104ZM108 63H110V64H108ZM126 63V64H125ZM132 63H134V64H132ZM149 63V64H148ZM41 64V65H40ZM82 64V65H81ZM115 64V65H114ZM136 64V65H135ZM143 64V66H145V67H143L142 68V65ZM146 64V65H145ZM148 64V65H147ZM27 65H28V63H27ZM26 65V66H27ZM29 65V66H30ZM59 65V66H58ZM71 65V66H70ZM102 65V66H101ZM111 65H112V67H111ZM141 67H140V66ZM151 65V66H150ZM25 66V67H26ZM54 66H55V69H54ZM73 66V67H72ZM80 66V67H79ZM82 66V67H81ZM110 67V68H108L107 69V67ZM115 66H117L116 68H114ZM128 66H129V68H128ZM140 67V68H137V67ZM146 66L149 68V69H147L146 70ZM28 67V66H27ZM53 67V68H52ZM152 67V68H151ZM88 68V69H87ZM104 68V69H103ZM122 68H125V69H122ZM135 68V70H132V69H134ZM137 68V69H136ZM30 71H31V69H30V67L28 68ZM58 69V70H57ZM64 69V70H63ZM106 69V70H105ZM114 69H116L115 71H114ZM54 70H55V73H54ZM78 70V71H77ZM98 70V71H97ZM107 70H109V71H107ZM122 70H125L126 72H120V71ZM132 70V71H131ZM138 70V71H137ZM141 70V71H140ZM142 70H143V72H142ZM156 72H155V71ZM67 71V72H66ZM68 71H69V74H68ZM82 71H83V74L85 73V75L87 76H82L83 74H82ZM84 71H86V72H84ZM93 71H96L95 73L93 72ZM102 71H105L104 73L102 72ZM114 71V72H113ZM146 71V72H145ZM151 71H154L155 72V74H153L154 72H151ZM4 72V74L2 75L1 73H0V75H2V76H4L6 73ZM88 72H92L94 75H93V77H91L92 76V73H91V75L88 73ZM99 74H98V73ZM101 72V73H100ZM111 72H112V74H111ZM130 72H131V74H134V73H138L139 75L138 76H140V79H137V80H135V78H133V76L130 74ZM148 72L150 73L149 75H151V77L149 78V75H147L148 74ZM40 73H38V75L39 76H41L40 75ZM62 73V72H61ZM62 73V74H63ZM112 75H110V74ZM119 73H120V75H119ZM122 73H123V75H122ZM140 73H141V75H140ZM143 73V74H142ZM113 74H114V76H115V78H118V77H120L119 79H117V80H114L115 78H114V76H113ZM128 74V75H127ZM67 75H69V76H67ZM95 75H97L98 77H96ZM110 75V76H109ZM119 75V76H118ZM125 75V76H124ZM158 74H156V76H157ZM71 76V77H70ZM95 76V77H94ZM124 77V80H123V77ZM131 76V77H130ZM159 76V75H158ZM157 76V77H158ZM42 77V79L40 78V82L41 83H37L38 84V86L39 85H41V84H45V83H43V81H46V79H44L43 80V76H41ZM56 77V76H55ZM101 77V78H100ZM127 77V78H126ZM129 77V78H128ZM153 77V78H152ZM152 79V80H151ZM35 80H36V82H39V77H38V80H37V75H36V78H35ZM114 80V81H113ZM122 80V81H121ZM140 80H141V82H140ZM149 80L152 82V85H151V82H149ZM51 81V82H50ZM77 81H78V83H77ZM114 82L116 83V84H114ZM155 82V81H154ZM82 83V84H83ZM128 83V84H127ZM149 83V84H148ZM157 83V82H156ZM119 84V83H118ZM154 84V85H153ZM50 85V84H49ZM114 85H115V87H114ZM149 86V87H148ZM152 88H151V87ZM161 87V88H160ZM40 88V87H39ZM154 88V89H153ZM169 89V87H166V89ZM39 90V89H38ZM37 90V91H38ZM100 90V89H99ZM116 90H117V88H116ZM6 91V90H5ZM5 91H2V92H4L5 93ZM27 91V90H26ZM42 91H44V90H42ZM52 91V90H51ZM114 90L112 89V96H113V93H117L118 91H115V92H113ZM13 93V91H9L8 90V93ZM39 92V91H38ZM38 92H36L35 94H37L36 96H37V98H40L39 96H38ZM52 92H54V91H52ZM164 92V91H163ZM6 93H7V91H6ZM9 93V94H10ZM16 93V92H15ZM15 93H13V94H15ZM20 93H23V92H20ZM20 93H18V94H20ZM30 93V92H29ZM29 93H27V92H25L24 93V96L25 97H27V96H29L28 94ZM116 93L114 94V96L115 97H117V95H118V97H119V99H118V97L117 98H115V99H113L112 100V105H114V104H122V101H124V103L123 104H125L126 103V100H128V99H131V98H122L123 97V95H119V94H117L116 95ZM150 93V94H149ZM13 94H10V95H8V97H6L5 95V97H4V100L7 102L8 100H10V102L8 101L7 102V105H10L11 103H13V101H16V100H18V99H23L24 97L23 96H21V95H13ZM17 94V93H16ZM26 94H27V96H26ZM43 93H41V95H42ZM52 95L53 93H49V95ZM56 94V92L53 94V95H55ZM58 94V97H56L57 99L59 98V93H57ZM56 94V95H57ZM2 95H3V93H2ZM2 95H0V96H2ZM33 95V94H32ZM40 95V94H39ZM49 96V98H50V100L51 99H53V98H55L54 96ZM64 95H66V94H64ZM98 95H99V97H102L101 95H103L101 92H99L98 91ZM30 96H31V93H30ZM36 96L34 95V96H31V97H33L32 99H31V102L33 103H31V104H29L28 105V107L30 108V110H31V107H30V105H32V110H34V108H35V110L33 111V112H38L39 110H40V112H41V109H42V96H41V100L40 99H37V101H36ZM120 96H122V97H120ZM35 97V98H34ZM47 97V96H46ZM2 98V97H1ZM13 100H12V99ZM61 98H63V99H61L62 100V102H64L63 100L65 99V96H61ZM33 99H34V101H33ZM47 99H48V97H47ZM56 99V100H57ZM97 99H99V98H97ZM133 100H135L134 98H132ZM3 100V99H2ZM1 100V101H2ZM3 100V101H4ZM12 100V101H11ZM39 100L41 101V102H39ZM50 100L48 99V100H46V101H49L50 102ZM136 100V101H137ZM4 101V102H5ZM52 102L54 101V102H56L55 100H51ZM113 101H114V104H113ZM115 101H118L117 103L115 102ZM121 103H120V102ZM6 102H5V104H6ZM37 102V103H36ZM8 103H10V104H8ZM48 102H45V108L43 109V111L42 112H44V113H46V114H49L50 116H52L51 114L53 113L52 112V110H53V108L52 107H54V103H51V104H53V105H51L50 106V103H49V105L47 104ZM37 106H36V105ZM122 104V105H123ZM134 104V103H133ZM40 106V108L41 109H39V106ZM47 105V106H46ZM132 105V104H131ZM33 106H35V107H33ZM44 106V105H43ZM49 106H50V109H51V111H48L49 110ZM124 106V105H123ZM48 107V108H47ZM48 110H47V109ZM56 108V107H55ZM46 109V110H45ZM37 110V111H36ZM89 110V109H88ZM54 111V113H55V110H53ZM48 112H52L51 114L50 113H48ZM57 112V111H56ZM89 112H90V110H89ZM53 113V114H54ZM57 114V113H56ZM56 114H54L53 116H57ZM60 114V113H59ZM48 115V116H49ZM59 118H60V116H58ZM95 121H98V123H94V125L96 126H92V124L90 125V126H92L91 128L89 127L88 128V130H89V132L91 131L90 129H92L93 127H95V128H97V127H99V125H103L104 126V123H102L103 121H101V120H93V122H95ZM99 121H101V123L99 122ZM69 123V122H68ZM71 123V124H70ZM70 125H72L70 128H75L74 126H73V124H72V115L70 116ZM68 124V129L67 128H65V131L64 132H68L69 131V133H67V134H65V133H62L63 134V136L65 137H63L62 136V138L63 139H60L61 138V136L60 137H56L55 136V133H51V135L49 134L48 136L49 137H52V139H50L49 137H47V138H49V140L47 141V142H49L50 140H51V142H53V144H57V143H59V144H57L56 146H57V148H56V150L54 149V147L52 146V143L50 144L52 147H53V149L55 150V152H51V148L49 147V149H47V147H46V144L44 143L45 141H43V138L46 136V134H45V136L40 140H38V143L37 144H35V145H39V146H37L39 149H36V151H35V156H33V149H31V154L29 153L30 152V149H28L29 151H26L27 152V154L29 153L30 155H25L24 153V155L22 154V155H20V156H18V155H16V156H14V158H16L17 159V157H26L25 159H21L20 158V160H18L19 162L17 163L16 162V160H13L10 156H12L13 157V155H15V154H13L12 152H10V154H13V155H10V156H8V158L10 159H5V162H6V166H7V164H8V168L11 170V168L14 170V173H12L11 172V176H10V174L8 175H4V176H9V177H7V179H9V178H11L10 180L12 181V179H13V177L15 176V174L16 175H18L19 174V176L21 177H19V176H16V177H14V178H16L15 180H13L15 183H13V181H12V185H11V181L9 182L7 179H5V180H7L8 182H9V185L10 186H8V187H10V188H6V187H4L5 185H6V183L5 182H3L2 184H4L3 186L2 185H0V186H2V187H0V198H2V196L1 195H3V193L4 194H9V193H15V194H18V195H15V196H13L12 198H10V197H7L8 195H5L6 196V198H7V201H6V198H4L5 196H3V204H4V202L6 201V203H8L9 204V202H8V199H12V200H14V199H18L16 202H15V200L14 201H10V202H14V204L12 205L11 203L9 204V206L8 207H10V210L8 209V207H6L7 208V210H6V208H5V206L7 205H3L2 204V201L0 202L1 204H2V206H4L3 208L5 209L4 211H6V213H0V221H1V218L3 219L2 221H4V218H7L8 216H10L9 214H11V216L14 214L15 215V213L14 212H16V208H17V211L19 210L20 211V208H21V206H22V208L23 209H25L24 207H27L28 208V210H26L27 212H30V213H28V215L31 217V218H35V220L37 219V220H42L43 218L44 219H47L48 218V215H47V213H46V211L48 212V214L50 213V214H53V216L52 215H50L49 216V218H52V219H54V217H55V219L57 220V218H58V216H57V214L59 213V215L61 216V215H63V217H64V220H62L61 219V217H59V219L58 220H60L59 221V223H61V222H71L72 221V219L71 218H69L70 217V215H69V217H67L68 215H66V213L68 212V211H66L65 209H68V207L69 208H71V210H72V208H73V211H75L76 209V211H79L80 209L79 208H82V206H83V208L82 209H84V205L89 201V199H85L84 198V200H82V201H84V202H82L81 200V203L83 204L84 203V205H81V203L79 204V202L77 203L76 201H78V200H73V201H70L69 203L70 204H68V201H69V199L70 200H72L71 198H73L74 199V195L75 194H77V190L78 191H80V190H87V191H93L94 193H97L100 189H103V190H105L110 184H107L106 182H105V180L103 179V178H101V177H99V178H97V176L96 175H99V172L97 171V172H95V171H93L95 168H96V165H97V167H98V164H99V166L102 164V160L104 159L103 157H102V155L100 156H96L97 155V152H99L100 151V149H98L93 143H91V141L89 140L94 134H93V132H91L90 134L88 133V131L86 130V128L83 130V127H81L82 125H80V122H79V124H78V128H76L77 129V131H76V129H74V131H72V129H71V131L69 130V125ZM65 126V125H64ZM84 126V125H83ZM108 126V125H107ZM66 127V126H65ZM81 127V129H79ZM102 127H100L99 129H97V130H102V131H104L105 130V128H102ZM108 128H109V126H108ZM111 128V127H110ZM68 130V131H67ZM81 130H83V131H81ZM93 130V129H92ZM94 130H96V129H94ZM79 131V132H78ZM73 132H78L79 134H80V132H81V134H80V136L78 135V133L76 134V135H78L75 139H72L73 141L71 142V140L70 141H68L66 138L68 137L69 139H71V138H74V136H76L75 135V133H73ZM74 134L73 136H72V134ZM86 133H88V134H86ZM95 133V132H94ZM96 133H98V132H96ZM95 133V134H96ZM65 134V135H64ZM69 134V135H68ZM70 134H71V136H70ZM68 135V136H67ZM120 136H123V138H124V140H123V142H125V144H129V142H133L132 140H131V138L129 139V138H127L129 135H126V134H124V133H121V134H119ZM53 137L54 138H56V142L57 143H54L55 141H53ZM80 139H79V138ZM83 137V139H81ZM84 137H85V139H84ZM86 137H89V139H88V142H89V144H88V142L87 143H84L83 141L84 140H86ZM46 138V139H47ZM58 138H59V140H58ZM127 138V139H126ZM66 139V143L68 144L69 142L70 143H73L72 144V146H70V144H69V146L71 147V148H73V150L72 151H74V150H76V151H78L77 149V147H78V145L80 146H82L83 144H84V146H83V149H85V146H86V144H88L87 146H86V151H84L83 152V149H82V147H79V150L80 151H82L83 153H84V155H85V157L86 158H84L83 156V153L82 152H80V153H82V155L79 153V152H76L75 151V153L74 152H70L71 151V148L68 146L67 148L68 149H66L65 148V146H62V147H64V148H61L62 149V151H64L65 149L69 152V153H71V154H74V155H69V153L67 152V153H65V151L62 153V151H61V149L59 150L58 148H60L61 147V145L63 144V143H61V141H63V140H65ZM128 139H129V142H128ZM75 140V141H74ZM81 140H83V141H81ZM39 141H40V143H44L45 145H42V144H40L39 143ZM41 141H43V142H41ZM60 141V142H59ZM77 141H78V143H80V144H77ZM183 142L184 141V143H186L185 141L186 140H184V139H182V140H180V142ZM75 142V143H74ZM83 142V143H82ZM86 142V141H85ZM50 143V142H49ZM178 143V142H177ZM177 143H176V145H177ZM65 144V143H64ZM67 144H66V146H67ZM40 145H42V147L40 146ZM60 145V147H58ZM76 145H77V147H76ZM91 145V146H90ZM93 145V146H92ZM43 146H45V147H43ZM180 146H183V148L186 146V144H185V146L181 143V144H178V148L180 147ZM36 147V146H35ZM36 147V148H37ZM76 149H75V148ZM93 149H92V148ZM30 148V147H29ZM42 148H43V150H45L44 152H46L47 154L49 153V155L51 154V155H53V154H55L57 157H55V155H53V156H49V157H47L48 155L46 154V156H45V153L43 152V150H42ZM89 149V151H91V153L89 152V154H88V149ZM96 148V149H95ZM172 150H174L173 152H172V150H171V152L173 153V154H176V153H178V155L180 156V155H183V151H182V149L180 148V149H178V152H176V150H177V148L174 146L173 148H172V146L170 147ZM52 149V150H53ZM64 149V150H63ZM176 149V150H175ZM35 150V149H34ZM37 150H39L40 152L38 153V151ZM47 150V151H46ZM53 150V151H54ZM93 150H94V152H93ZM99 150V151H98ZM183 152H181V151ZM57 151H58V153H57ZM42 152H43V154H42ZM60 152V153H59ZM86 152V153H85ZM95 152H96V155H95ZM101 152V151H100ZM53 153V154H52ZM57 153V154H56ZM61 153H62V157H63V159L60 157L61 156ZM65 153V154H64ZM76 153H79L78 155H80V156H76L75 154ZM93 153H94V155H93ZM180 153V154H179ZM66 154H68V155H66ZM99 154V153H98ZM32 155V156H31ZM60 155V156H59ZM64 155H66L65 157H64ZM89 157H88V156ZM90 155H92L91 157H92V159H91V162H93V158L94 157H96V158H101L102 160H101V164H100V161H97V163H95V164H93L92 166L91 165H89V166H91V167H86V166H88L87 164H89V161L88 160H90ZM177 155V154H176ZM177 155V156H178ZM29 156H30V158L32 157L33 158V160L31 159V162H33L32 163V165H30L31 164V162H29L30 161V158H29ZM44 157H46V159L44 158ZM51 157H55L53 160L51 159ZM59 157V158H58ZM66 157H68V158H66ZM69 157H75V159H73L71 162H69L70 161V159H69ZM76 157H79V158H76ZM80 157H82V158H80ZM87 157H88V159H87ZM34 158H36V159H34ZM41 158H43V161H42V163L40 164L38 161H41L42 159ZM49 158V159H48ZM84 158V159H83ZM94 159L95 161L96 160H98V159ZM12 159V160H11ZM29 159V160H28ZM41 159V160H40ZM56 159H58L57 160V164H56V167H57V165L60 163H62V165H63V163H64V167L63 168H67V171L68 170H73L75 167H73L74 166V164H73V162H74V160H75V162H77V164L78 165H82V167L84 168V170L85 171H89V173H90V171H92L90 174L91 175H87V173H88V171L86 172V175L87 176H85V171L83 172L82 171V167L80 168V166L79 167H77L78 168V170L76 171H71L70 170V172H69V174H70V178H69V174H67V176H68V178L70 179V180H68V182L70 181V182H72L73 180H72V178L75 176V179H77V180H74L75 182L76 181H79L80 183H78V182H76V183H74V185L72 186V188H71V186H70V184H73V183H68L67 182V180H65V179H67V177L66 176H64V177H62V179L60 178V177H58V175H56L57 174V169H56V167H55V162H56ZM64 159H68L69 161H65ZM78 159V160H77ZM81 159V160H80ZM83 159V160H82ZM86 159H87V164H86ZM24 160V161H23ZM44 160H45V163L46 164H44L43 162H44ZM51 161V162H49V161ZM61 160V161H60ZM63 160V161H62ZM8 161V162H7ZM11 161V162H10ZM16 162L15 163V166L13 165L14 164V162ZM22 161V162H21ZM36 161V162H35ZM53 161V162H52ZM94 161V162H95ZM127 161H128V164H132V163H134V161H135V159L133 158V157H131L130 159L129 158H127ZM4 162V161H3ZM4 162V163H5ZM66 162V163H65ZM81 162V163H80ZM90 162V163H91ZM104 162V161H103ZM29 163V164H28ZM53 163V164H52ZM69 163V164H68ZM73 165H72V164ZM86 164L85 166H84V164ZM9 164H12L13 166H11V165H9ZM19 164H20V166H19ZM39 164V165H38ZM45 165V168H44V165ZM76 163H75V165H77ZM3 166V168L2 169H4L5 171H7V167H5L4 166V164H2ZM41 165H43V166H41ZM49 165V166H48ZM52 165H54V169H53V171H51V173H52V175H54L52 178H51V175H50V180H51V182L53 183H55L54 185H55V187H54V189L52 188L53 186H52V184L50 183V182H48L47 181V184L49 183V185H48V189L49 190H56V192L53 194V195H51V194H43V193H40V192H38V191H31V190H29V187L27 188L25 185H26V178L27 177H29V179H32V178H34L32 175H34V174H38V176H36V175H34V176H36V177H39L40 179H36V180H41V181H43L42 179L43 178H41L42 176H44V173H45V176L47 175L46 174V172L48 173V170H49V173H50V170H52V169H49V168H51L52 167ZM10 166H11V168H10ZM33 166L35 167V168H33ZM41 166V167H40ZM48 168H47V167ZM95 166V167H94ZM31 167L33 168L32 170H31ZM36 167H38V168H36ZM73 167V168H72ZM85 167L87 168V170L85 169ZM94 167V168H93ZM18 169V171L21 173V175H20V173L16 170L15 171V169ZM91 168V169H90ZM22 170L23 171V174H25L26 176H23V174H22V171H20V170ZM23 169H25V170H23ZM30 171H29V170ZM42 169V170H41ZM45 169V170H44ZM47 169V170H46ZM80 169H81V172H83L84 173V179L83 180H81L82 178H81V176L83 175V173H81L80 172ZM90 169V170H89ZM97 169V168H96ZM10 170L9 171H7V173H9L10 172ZM29 171L31 174V176L29 175V174H27V173H25L26 171ZM41 170V171H40ZM25 171V172H24ZM27 171V172H28ZM33 173H32V172ZM44 171H46V172H44ZM55 171V172H54ZM18 174H17V173ZM28 172V173H29ZM38 172V173H37ZM41 172V174H40V176H39V173ZM75 174V175H73L72 176V174L73 173ZM81 173V175H80V177H79V175L77 174V173ZM43 173V174H42ZM50 173V174H51ZM93 173L94 174H96V173H98V174H96V175H94L93 177H95L96 176V179H98V181L95 179V178H93L92 177V175H93ZM12 174H14V176L12 175ZM77 175V176H76ZM45 176H44V180H45ZM58 178H60L61 179V184H63V183H65V181H66V184L68 185H66V188L68 187V189L67 190H65V189H63V188H65V187H63L61 184H60V179H57L56 180V178L57 177ZM148 176V175H147ZM19 177V178H18ZM31 177V178H30ZM47 177V176H46ZM77 177V178H76ZM90 177H92V178H90ZM94 179V180H96V182L93 180V182L94 183H104L105 185L102 187L101 186V184H98V185H96L95 186V184H93L92 183V180H91V182H90V179ZM20 179H22V180H20ZM23 179H24V181H23ZM28 179V180H29ZM53 179H54V181H53ZM65 181H64V180ZM89 181H88V180ZM101 179V180H100ZM103 179V180H102ZM124 180V184H126L127 185V187L130 185V182L128 181V179L127 178H123ZM4 180V181H5ZM22 181L21 183H25V184H20V181ZM49 180V181H50ZM56 180V181H55ZM59 180V181H58ZM63 180V181H62ZM99 180H100V182H99ZM6 181V182H7ZM18 181V182H17ZM85 181H88L87 183L85 182ZM128 181V182H127ZM59 182V183H58ZM85 182V183H84ZM166 183H169L170 184V180H166ZM14 184V185H13ZM19 184V185H18ZM46 184V185H47ZM59 184V185H58ZM90 184H93V186L92 187H90L89 185ZM107 184V185H106ZM129 184V185H128ZM149 184V183H148ZM18 186V187H15L14 188V186ZM23 188H25V189H27V190H25V189H22V187ZM24 185V186H23ZM45 185V184H44ZM51 185V186H50ZM57 185V186H56ZM64 185V184H63ZM64 185V186H65ZM81 185V186H80ZM150 185V184H149ZM12 186V187H11ZM20 186V187H19ZM50 186V187H49ZM60 186L62 187L61 189H60ZM95 186V187H94ZM111 186V185H110ZM70 187V188H69ZM81 187V188H80ZM127 187H126V189H125V191L127 192H125V195H124V193H123V191L121 192V191H118L117 192V194H118V196L120 197L119 198V200L121 201V203H123V202H126V203H129V204H132L131 203V201L130 200H128V199H126V195L128 194V196L130 195L131 196V194L132 193H130V191L129 190H127ZM2 188V189H1ZM11 188H14L15 189V191L13 190V191H10L11 190ZM56 188V189H55ZM78 188V189H77ZM105 188V189H104ZM19 189V190H18ZM62 189H63V191H62ZM111 190H112V188H110ZM57 190H59V192H57ZM114 190V189H113ZM2 191V192H1ZM96 191V192H95ZM54 192V191H53ZM88 193H90V192H88ZM93 193V194H94ZM70 194V196H67V195H69ZM97 194H100V191L97 193ZM71 195H73V197L71 196ZM88 195V194H87ZM133 195V194H132ZM20 196V197H19ZM76 196V195H75ZM85 196V195H84ZM124 196H125V198H124ZM19 197V198H18ZM22 197V198H21ZM26 197V198H25ZM31 197V198H30ZM69 197H71V198H69ZM27 198H29V199H27ZM100 198V197H99ZM97 199L96 201L98 202H102L100 199H106V198H100V199ZM130 198V197H129ZM170 198V197H169ZM5 199V200H4ZM21 199H23V200H21ZM65 199V200H64ZM1 200V199H0ZM88 200V201H87ZM92 200V199H91ZM90 200V201H91ZM103 200V201H104ZM107 201H111L110 199H106ZM146 201H147V199H145ZM170 200H174L173 198H170ZM42 201V202H41ZM44 201H45V203H44ZM49 201V202H48ZM60 201H61V204H60ZM75 201V202H74ZM87 201V202H86ZM90 201H89V204L87 203V205L88 206H90L89 208H88V211H90L91 209V213L92 212H94V205L95 204H93L94 203V200L93 201H91L92 203H90ZM59 202V203H58ZM65 202H67V204L65 203ZM86 202V203H85ZM106 202V201H105ZM55 203H56V206H55ZM65 203V204H64ZM148 203V202H147ZM37 204V205H36ZM42 204V205H41ZM53 204H54V206H53ZM74 204H76L75 205V207L78 205V206H81V207H78L77 206V208L75 209V207H73V205ZM92 204H93V206H92ZM149 204V203H148ZM39 205V206H38ZM57 205H58V207H60V210H59V208H57ZM62 205H64V206H61ZM66 205L68 206L67 208H65L66 207ZM71 205H72V207H71ZM86 205V206H87ZM12 206V207H11ZM19 207V209H18V207ZM33 206H35V208L33 207ZM50 206V207H49ZM86 206H85V208H86ZM57 209H56V208ZM93 207V208H92ZM146 207H149V206H146ZM2 208V209H3ZM22 208H21V211H23L22 210ZM26 208V209H27ZM44 208V209H43ZM45 208H47V210L45 209ZM61 208H65L64 210H65V212H64V210L62 211V212H64V213H62V214H60V212L59 211H61ZM86 208V209H87ZM120 208H122L123 209V213H122V216H124L123 218H126L127 217V215L128 214H125L124 213V208H123V205H120ZM134 207L132 206L131 207V213L129 214V219H131L132 221H135L136 219H139L140 221H139V223L141 222L142 224H146L145 223V220L143 219L142 220V217H141V215H134L133 213L137 210V208H136V210L135 209H133ZM13 209V210H12ZM50 209V211H52V212H54V213H52V212H50V211H48ZM53 209H54V211H53ZM152 208H150V210H151ZM32 210V211H31ZM58 212H57V211ZM69 211H70V209H68ZM139 210H140V208H139ZM142 210V209H141ZM144 210V209H143ZM147 210H149V208H147ZM156 210V209H155ZM3 211V210H2ZM14 211V212H13ZM18 211V212H19ZM20 211V212H21ZM25 211V210H24ZM75 211V212H76ZM132 211H134L133 213H132ZM12 212V213H11ZM18 212H16V213H18ZM35 212V213H34ZM36 212H39V213H37L36 214ZM55 212H57L56 213V215H54L55 214ZM71 212V211H70ZM9 213V214H8ZM41 213H43L42 215H41ZM36 214V215H35ZM133 214V215H132ZM32 215V216H31ZM73 215V214H72ZM126 215V216H125ZM7 216V217H6ZM40 216V217H39ZM46 217V218H45ZM57 217V218H56ZM68 219H67V218ZM31 218H29V219H31ZM110 218H112V217H109V219ZM69 220V221H68ZM71 220V221H70ZM110 221H111V219H110ZM79 222V221H78ZM80 222H83L81 219H80ZM111 224V223H110ZM151 224H153V223H151ZM164 225V227L165 228H170L169 227V225L168 224H163ZM110 227H111V225H110ZM140 227H143L142 225L140 226ZM163 226H161L160 228H161V230L159 231V237L161 238V239H163L164 238V233H166V232H169L170 230L169 229H167V230H165V228H164ZM144 228V227H143ZM152 230L154 231V230H156V228L155 227H152ZM13 231V235H15L16 233H14L15 231L14 230H12ZM11 230L9 231V232H12ZM62 232H64L65 234H69V233H73V231H69V233H67L68 232V230H63ZM45 234H47V231H45L44 232ZM10 234H12V233H10ZM13 235H9V236H13ZM246 235V236H245ZM244 236L245 237H249L250 239H253L254 237H259V238H257L259 241H264V233H260V234H258V235H254L253 236V234H249V235H247V234H244ZM46 237V236H45ZM232 238V237H231ZM230 238V239H231ZM12 239H14V237L12 238ZM43 239H45V238H43ZM14 241V240H13ZM104 241H106V243H104ZM136 241V243H134ZM99 242L100 243H103L104 245L105 244H107V242H109L108 240H107V238L106 237H101L100 239H99ZM134 242L132 241V243H134V244H136V245H138V244H140V243H138L137 244V240H135L134 239ZM164 242H166V241H164ZM167 243V242H166ZM169 243H171V242H169ZM162 244H165V243H162ZM23 245V244H22ZM20 245V247H22V248H18V249H24V247H25V245ZM165 245H169L168 243L167 244H165ZM138 246H140V245H138ZM169 247H172L171 245H169ZM26 248H30V249H32L33 247H32V244H28V245H26ZM16 249V248H15ZM184 249H188V248H184ZM246 249V248H245ZM244 249V250H245ZM248 249H250V248H248ZM11 250H13V252H14V248H12ZM247 252H249L248 250H246ZM13 252H12V254H13ZM11 254V255H12ZM7 259L9 260V258L8 257H6V260H5V263L7 262ZM2 261H4V260H2ZM2 261L0 262V263H2ZM9 262H11V261H9ZM7 263V264H13V262H11V263ZM107 263H108V261H106ZM15 263V262H14ZM103 262H100V264H102ZM2 264H4V263H2ZM86 264H89V263H87L86 262ZM103 264H106L105 263V261H104V263ZM109 264V263H108ZM164 264H166L165 262H164Z\"/></svg>",
  "mask_w": 264,
  "mask_h": 264
},
{
  "label": "crops",
  "instance_id": "0c3cea01",
  "mask_svg": "<svg viewBox=\"0 0 264 264\" xmlns=\"http://www.w3.org/2000/svg\"><path fill=\"white\" fill-rule=\"evenodd\" d=\"M63 54H66V53H62V55ZM43 56L46 58V54H43ZM86 81V80H85ZM96 80H94V82L93 81H86L85 83H83L82 85H78V84H73L70 88H68L67 89V93H66V95H65V100H64V102L66 103V104H73V105H76L77 106V104H79L80 106H81V103H83V105L80 107V109L82 110H77V108H76V110L74 109L73 110V113H72V124H73V126H78L77 124H75L76 122L78 123L79 122V116H81V118H80V124H82V121H83V119H85V120H87V118L88 117H90L91 119H92V116H94L95 115V118H98V117H100L99 119H101L102 117H103V115L105 116V115H107L108 116V114H111V112H108L110 109H111V106L110 105H112V92H111V90H110V92H108L107 91V85L106 84H104V87L106 88V90L105 91H103L104 92V94L102 95V97H100L99 99H97L94 95H92V94H86V91H87V89H91L90 88V86L92 85L93 87H95V84H96V82L98 81H96ZM95 83V84H94ZM86 84V85H85ZM90 85V86H89ZM98 84H96V87H98V89H100L101 90V86H100V84L97 86ZM84 86V87H83ZM87 86H89V87H87ZM91 86V87H92ZM100 86V87H99ZM57 87V89H58V86H56ZM56 87H55V89H56ZM81 87V88H80ZM104 88V89H105ZM103 89V90H104ZM84 90H86V91H84ZM96 91H97V88H96ZM111 93V94H110ZM111 95V96H110ZM84 102H85V104H84ZM87 102H89L88 104H87ZM91 102H92V104L94 103V102H96V103H100L99 104V112L98 111H96V103H94L93 105L91 104ZM105 102H108L107 103V105H106V103ZM103 103V104H102ZM88 105V106H87ZM103 105V106H102ZM104 105L105 106H108V107H104ZM93 106V108H94V111H93V109L92 108H89V110H90V113H89V110L87 109L88 107H92ZM82 107H85V109L84 108H82ZM87 107V108H86ZM103 108V109H102ZM104 108H110V109H108V110H106V109H104ZM84 109V110H83ZM106 110V111H105ZM75 111H76V113H77V116H76V113H75ZM102 111H104V112H102ZM111 111V110H110ZM79 112H81V113H79ZM98 112V113H97ZM103 114H102V113ZM105 112H107V113H105ZM88 113V114H87ZM105 113V114H104ZM100 114H101V116H100ZM79 115V116H78ZM89 115V116H88ZM99 115V116H98ZM84 116V117H83ZM97 116V117H96ZM107 116H105V117H107ZM55 117V116H54ZM58 117V116H57ZM55 118L56 120L57 119H59V117L58 118ZM76 117H79L78 119L76 118ZM82 117H83V119H82ZM105 117H103L104 119H105ZM90 118H88V121H87V123H88V125L90 124V122H91V120H90ZM48 120H51V122L53 123V121L55 122L56 120H54V118L53 119H48ZM47 120V122H48V124L49 123H51L50 121H48ZM53 120V121H52ZM60 120V119H59ZM85 120H84V124L85 125H87V123L85 122ZM58 122V121H57ZM51 123V124H52ZM60 123H61V121H60ZM62 123H64V122H62ZM79 124V123H78ZM63 125V124H62ZM83 125V124H82ZM61 127V126H60ZM146 181H149V178L146 180ZM146 183V182H145ZM148 183H150V181L148 182ZM147 185H149V184H147Z\"/></svg>",
  "mask_w": 264,
  "mask_h": 264
}]
</instances>
